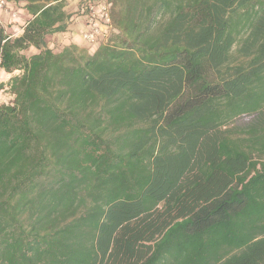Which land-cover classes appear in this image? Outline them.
Listing matches in <instances>:
<instances>
[{"label":"trees","instance_id":"16d2710c","mask_svg":"<svg viewBox=\"0 0 264 264\" xmlns=\"http://www.w3.org/2000/svg\"><path fill=\"white\" fill-rule=\"evenodd\" d=\"M25 1L0 264H264V0H123L92 54L48 46L64 0Z\"/></svg>","mask_w":264,"mask_h":264},{"label":"rangeland","instance_id":"374dc122","mask_svg":"<svg viewBox=\"0 0 264 264\" xmlns=\"http://www.w3.org/2000/svg\"><path fill=\"white\" fill-rule=\"evenodd\" d=\"M112 3L111 7V16H112V28H109L104 36L99 40V44L97 46H91L85 44L83 38L80 39L77 44L75 42L68 44L63 41V34L58 35H49L47 37L48 46L54 50L55 52L61 51L64 47L75 44L78 47L87 50L90 54H92L98 46L101 44L111 43L114 38L119 34V30L115 25V17L120 14V8L124 5L123 0H110ZM9 5L7 6L6 12H2L0 14V23L5 28L7 34L11 37H17L21 35V29L26 24V22L31 18V15L24 8L22 2L18 0H8ZM73 14L78 15L79 11L76 7ZM24 9V10H22ZM79 9V8H78ZM82 37V36H81ZM35 51L34 49L24 50V53L28 56L31 55ZM20 71H14L12 73H8L0 68V105L1 104H10L14 100V94L11 89V80L14 76H18ZM246 121L245 118L238 119V123H243Z\"/></svg>","mask_w":264,"mask_h":264},{"label":"built area","instance_id":"2783aa9c","mask_svg":"<svg viewBox=\"0 0 264 264\" xmlns=\"http://www.w3.org/2000/svg\"><path fill=\"white\" fill-rule=\"evenodd\" d=\"M7 6V0H0V11ZM111 7L110 0H84L82 11L86 15V22L81 36L88 45L97 46L102 36L112 28Z\"/></svg>","mask_w":264,"mask_h":264},{"label":"crops","instance_id":"0c3cea01","mask_svg":"<svg viewBox=\"0 0 264 264\" xmlns=\"http://www.w3.org/2000/svg\"><path fill=\"white\" fill-rule=\"evenodd\" d=\"M18 1L22 2L24 5V8L26 9L27 2L25 0H18ZM64 1H65V6H64L65 12L68 14H71L72 16L67 21L66 31L58 32V33H55L53 35L63 34V36H62V38L64 39L63 41L67 42L68 44L73 43V42L80 44L78 41L80 39H82L81 33H82L83 28H84V24L86 22V15L82 11V6L84 3V0H64ZM8 5H9V3H8ZM74 7H76L77 10L79 11L78 15L73 14V12L75 11ZM6 10L0 11V14L2 12H6ZM22 10H24V9H22ZM22 30L23 29H21V31ZM84 43L87 44L86 42H84Z\"/></svg>","mask_w":264,"mask_h":264}]
</instances>
